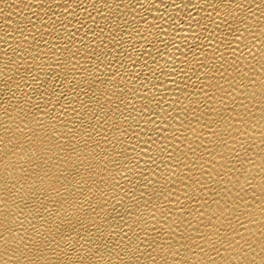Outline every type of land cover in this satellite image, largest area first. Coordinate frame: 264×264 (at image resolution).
<instances>
[{
    "label": "bare ground",
    "instance_id": "bare-ground-1",
    "mask_svg": "<svg viewBox=\"0 0 264 264\" xmlns=\"http://www.w3.org/2000/svg\"><path fill=\"white\" fill-rule=\"evenodd\" d=\"M0 264H264V0H0Z\"/></svg>",
    "mask_w": 264,
    "mask_h": 264
}]
</instances>
